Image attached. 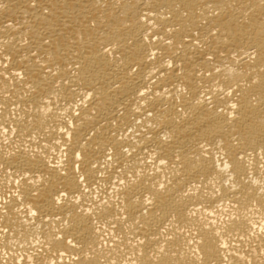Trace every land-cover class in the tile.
I'll return each instance as SVG.
<instances>
[{
	"label": "bare ground",
	"instance_id": "obj_1",
	"mask_svg": "<svg viewBox=\"0 0 264 264\" xmlns=\"http://www.w3.org/2000/svg\"><path fill=\"white\" fill-rule=\"evenodd\" d=\"M0 264H264V0H0Z\"/></svg>",
	"mask_w": 264,
	"mask_h": 264
},
{
	"label": "rangeland",
	"instance_id": "obj_2",
	"mask_svg": "<svg viewBox=\"0 0 264 264\" xmlns=\"http://www.w3.org/2000/svg\"><path fill=\"white\" fill-rule=\"evenodd\" d=\"M99 192H100V194H101V191H98V193H99ZM98 193L96 194L97 196L99 195ZM99 196H101V195H99Z\"/></svg>",
	"mask_w": 264,
	"mask_h": 264
}]
</instances>
